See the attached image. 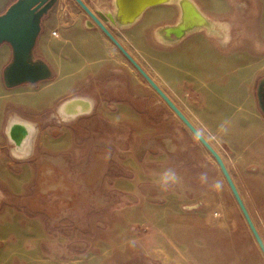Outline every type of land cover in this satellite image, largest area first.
<instances>
[{
  "label": "rangeland",
  "instance_id": "1",
  "mask_svg": "<svg viewBox=\"0 0 264 264\" xmlns=\"http://www.w3.org/2000/svg\"><path fill=\"white\" fill-rule=\"evenodd\" d=\"M14 1L0 0V13ZM70 1L68 16L56 3L42 21L35 57L51 68L47 81L5 88L10 50L0 47L3 264H264L215 158L97 26L98 33L85 30L89 15ZM82 1L95 13V2ZM197 2L214 29L195 31V94L172 101L195 126L198 89L210 94L207 122L195 127L222 158L264 243V149L257 151L263 162L247 172L230 163L233 136L264 132L256 103L264 76V0ZM72 97L95 105L62 121L58 108ZM13 115L39 126L29 157L12 152L6 128ZM169 170L175 178L165 185Z\"/></svg>",
  "mask_w": 264,
  "mask_h": 264
},
{
  "label": "water",
  "instance_id": "2",
  "mask_svg": "<svg viewBox=\"0 0 264 264\" xmlns=\"http://www.w3.org/2000/svg\"><path fill=\"white\" fill-rule=\"evenodd\" d=\"M58 0H17L12 4L4 14L0 15V45L8 43L11 45L16 64L11 71V77L16 75L19 68L24 71V74L30 76V73L36 74L37 66L42 70L41 79H50L52 77L51 68L42 60L37 62H25L24 58L32 54L33 49L36 47L39 35L42 29V21L57 3ZM89 15L90 19L86 21L88 28L97 26L124 54V56L133 64L138 72L145 78L151 87L159 94L165 103L174 111L180 118L185 126L195 135L199 142L210 152V154L217 161L231 192L241 209L243 216L257 242L263 255L264 243L260 237L247 208L237 190L236 185L231 178L229 171L224 164L222 158L207 139L199 132V130L190 122L186 115L176 106L171 98L163 91V89L152 79V77L141 67V65L131 56L126 48L114 36L113 29H126L135 25L142 17V15L150 8L162 5H176L179 9V17L175 25L164 27L158 30V33L163 36V41L175 43L187 34L195 32L198 26L193 25L190 28H184L185 24V11L183 3H188L193 11L200 14L196 3L189 0H182L177 2L175 0H111L112 17L109 13L105 14V10H95L93 13L82 0H75ZM179 3V4H178ZM192 3V4H191ZM188 19V18H187ZM209 23L211 21L208 18ZM188 21V20H187ZM88 22L93 23V27H89ZM205 23L203 26L208 28L209 24ZM188 24V23H186ZM180 31V28H182ZM172 33L167 35L168 31ZM166 34H163V33ZM161 39V38H160ZM25 77L18 80L16 83L26 82ZM6 136L10 143L17 148H22L28 138L30 137V127L26 123L12 122L8 123L6 128Z\"/></svg>",
  "mask_w": 264,
  "mask_h": 264
},
{
  "label": "crops",
  "instance_id": "3",
  "mask_svg": "<svg viewBox=\"0 0 264 264\" xmlns=\"http://www.w3.org/2000/svg\"><path fill=\"white\" fill-rule=\"evenodd\" d=\"M90 1L95 2V7L99 10V7L96 4L98 0ZM103 2L107 4V9L112 8L111 0H103ZM56 6L58 12L64 13V17L68 16V14L74 9L70 0H58ZM178 17L179 9L176 5L156 6L148 9L141 17L142 21L140 19L135 25L126 29H114V35L117 40L163 89V91L166 92L171 100L174 101L180 99V95L183 93L195 94V32L187 34L184 38L175 43L163 41V38L160 39L157 35L159 29L175 25ZM56 24L57 22H55L53 27H56V29L61 28ZM85 28L86 31H93L95 33L96 31L97 33L100 31L95 30V27L88 28L86 22ZM208 47L210 46L208 45ZM99 61L100 67L103 69L106 68L107 58L105 55L102 54ZM198 91L199 100L195 101L198 108V113L195 114V126H200V124L203 125L207 122L203 115L206 98L210 95L207 92H203L205 90H202V88H200V90L198 89ZM207 112L208 117L211 118V110ZM215 123L223 124L224 122L216 121ZM235 138L238 139V141L233 145L237 148V152L233 159L230 160L233 167L239 171L245 169L247 172V167L258 163L256 160H262L261 163L263 162L262 157L257 153L258 150L264 149L263 130L256 128L249 134L241 135V137L233 136V140ZM255 171L256 170L253 169V172ZM249 174L253 176L256 175L253 173ZM243 202L245 204L244 200ZM245 206L249 215H251L250 209L246 204Z\"/></svg>",
  "mask_w": 264,
  "mask_h": 264
},
{
  "label": "bare ground",
  "instance_id": "4",
  "mask_svg": "<svg viewBox=\"0 0 264 264\" xmlns=\"http://www.w3.org/2000/svg\"><path fill=\"white\" fill-rule=\"evenodd\" d=\"M177 2H180L182 0H175ZM190 2H194L196 3L197 8L200 12L197 13L196 11L194 12L193 9L191 8V6H189L188 3H183V9L185 11V24H184V28L188 27L190 28V26H193V25H197L198 28L195 29V31L197 30H206V27H204L203 25L205 23H207L209 20L208 18L209 17V14L207 13V11L205 12L201 6L199 5V3L197 2V0H189ZM252 2V1H251ZM254 2V1H253ZM259 2V1H258ZM257 2V3H258ZM262 2V1H261ZM179 4V3H178ZM192 4V3H191ZM254 4V3H253ZM261 4V3H260ZM259 4V5H260ZM257 5V4H256ZM258 7V5L256 6ZM106 8H99V10H105V14H108L109 13V17H112V12H111V9H107ZM156 9V8H155ZM163 9V8H162ZM161 9V10H162ZM261 10V9H260ZM176 11V10H175ZM258 11V10H257ZM256 11V12H257ZM149 12V11H148ZM153 12H156V11H153ZM261 12V11H260ZM225 13V12H224ZM178 14V13H177ZM176 15V14H175ZM256 15V14H255ZM220 16V14H219ZM227 17V16H226ZM229 17V16H228ZM144 18V17H143ZM163 18V17H162ZM188 18V19H187ZM214 18V17H213ZM216 18V17H215ZM221 18V17H220ZM145 19V18H144ZM143 19V20H144ZM169 19V18H168ZM211 19V18H210ZM188 20V21H187ZM142 21V19H141ZM207 21V22H206ZM215 20H212L207 23L209 24V27L208 29L210 30H213L214 29V22ZM173 22V21H172ZM188 23V24H186ZM242 23V22H241ZM240 23V24H241ZM227 26L230 27V24L227 23L226 24ZM234 25V24H233ZM254 26V25H253ZM238 27V26H236ZM183 27L180 28V31H182ZM253 29V28H252ZM255 30V29H254ZM172 32L169 30L167 35L171 34ZM163 34H166L165 32ZM255 34V33H254ZM161 38H163V36L161 34H159ZM261 38V37H260ZM244 39V38H243ZM242 39V40H243ZM88 44V43H86ZM91 44V43H90ZM89 46V44H88ZM99 48V47H97ZM96 49V48H95ZM100 49V48H99ZM87 50V49H86ZM91 51V50H89ZM88 52V51H87ZM86 52V53H87ZM94 54V52H93ZM95 105V102L94 100L90 99V98H85V97H72L71 99H68L66 100L65 102H63V104L58 108V111H57V117L62 120V121H69V120H73L74 118L76 117H79L80 115L82 114H85V113H89L92 109H93V106ZM12 122H20V123H26L27 125H29L30 127V137L28 138V140L26 141V143L24 144V146L22 148H17V147H14L12 148V152L13 154L18 157V158H26V157H29L33 154L34 152V144H35V140H36V137H37V134L39 132V126L34 123V122H30V121H27L25 119H22L21 117H19L18 115H13L10 119V122L9 124H11ZM7 130V129H6ZM166 144L167 146L170 148V149H174L175 148V145L170 141V140H166ZM67 182V181H66ZM2 196V195H1ZM4 259L3 257H0V263L2 264L4 261L2 260Z\"/></svg>",
  "mask_w": 264,
  "mask_h": 264
},
{
  "label": "flooded vegetation",
  "instance_id": "5",
  "mask_svg": "<svg viewBox=\"0 0 264 264\" xmlns=\"http://www.w3.org/2000/svg\"><path fill=\"white\" fill-rule=\"evenodd\" d=\"M17 0H15L12 4H14ZM10 4L7 9L12 5ZM6 9V10H7ZM6 10L3 13H0V15L4 14ZM8 45L9 50H10V59L8 63L5 64V67L2 71V80H3V86L7 89H14L18 88L24 85H36L40 82L47 81L48 79H41L42 78V70L37 66V70L35 71L36 74L30 73V76H27L24 74V71L19 68L16 75H13L11 77V71L13 70L14 65L16 64L15 56L13 49L11 45L8 43H4L0 45V47ZM25 62H39L40 58L35 57V48L32 51V54L26 55L24 58ZM23 77H25V80H28L26 82L22 83H16L18 80H22ZM256 103L259 112L261 113L262 117L264 118V76L261 77L257 83L256 86Z\"/></svg>",
  "mask_w": 264,
  "mask_h": 264
},
{
  "label": "clouds",
  "instance_id": "6",
  "mask_svg": "<svg viewBox=\"0 0 264 264\" xmlns=\"http://www.w3.org/2000/svg\"><path fill=\"white\" fill-rule=\"evenodd\" d=\"M168 177H172L174 179L175 178V173L172 172L171 170H169V171L164 173V181H163V183L165 185H167V183H168Z\"/></svg>",
  "mask_w": 264,
  "mask_h": 264
},
{
  "label": "built area",
  "instance_id": "7",
  "mask_svg": "<svg viewBox=\"0 0 264 264\" xmlns=\"http://www.w3.org/2000/svg\"><path fill=\"white\" fill-rule=\"evenodd\" d=\"M52 36H54V37H58V36H59V34H58V32H57V31H53V32H52Z\"/></svg>",
  "mask_w": 264,
  "mask_h": 264
}]
</instances>
